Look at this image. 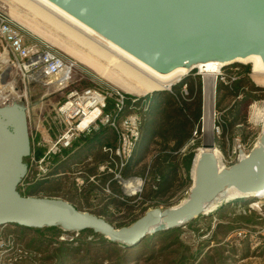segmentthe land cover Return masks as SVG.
I'll list each match as a JSON object with an SVG mask.
<instances>
[{"label":"water","instance_id":"obj_1","mask_svg":"<svg viewBox=\"0 0 264 264\" xmlns=\"http://www.w3.org/2000/svg\"><path fill=\"white\" fill-rule=\"evenodd\" d=\"M45 1L159 75L186 70V76L201 64L251 57L264 67V0ZM29 125L25 103L0 105V226L92 229L112 242L135 245L148 234L210 214L207 203L227 188L234 187L238 196L264 197L263 126L259 145L249 153L240 149L230 167L219 166L214 144L204 145L185 201L150 208L130 225L116 227L61 197L21 193L18 186L29 167L25 158L33 149Z\"/></svg>","mask_w":264,"mask_h":264},{"label":"trees","instance_id":"obj_2","mask_svg":"<svg viewBox=\"0 0 264 264\" xmlns=\"http://www.w3.org/2000/svg\"><path fill=\"white\" fill-rule=\"evenodd\" d=\"M236 69L249 70L250 65L237 64ZM86 76L79 75L70 87L96 86L95 81L91 78L92 76L90 74ZM186 83V93H181L180 85H177L175 88L177 93L171 95L162 105L164 108L163 116L159 120V125H157V132L154 134V143L158 149L152 158V162L144 168L142 173V175H145V173L147 175L143 189L136 196L124 197L126 199H124L123 203L129 206L128 209L130 211L136 205L140 207V210L137 214L130 212L128 217L120 221L116 227L130 225L142 216L149 207L160 206L158 198H160L162 188L167 186L171 172H176L179 169L177 162L173 161V158L178 151L193 139L194 132H201L202 83L200 77L196 84L188 83V81ZM216 92V107H220L221 102L226 97L237 99L239 104L264 98V86L257 84L248 73L239 80L227 76L226 80L217 83ZM126 96L129 98L127 101L128 106L132 98H135L136 104L140 105L150 95L136 97L126 94ZM63 100L64 98L61 101ZM237 101L225 112L234 115ZM106 111L111 115L117 112L114 97H108ZM101 128L102 126L97 131ZM145 128V125H141L142 135L147 133V130L144 131ZM113 130L115 131V129ZM86 140L90 139L87 138ZM32 150H34V146ZM68 150L64 149L65 152ZM42 152L41 148H36L37 155H41ZM195 154L196 151L194 155L191 152L185 156L183 166L186 170L190 168L191 162L193 165ZM107 161L108 165H113L109 155L108 157H99L93 165L86 169V172L89 174L97 172L99 165ZM126 168L127 166L122 171L124 174L126 173ZM113 176V173L110 172L103 174L100 177V184L110 180V184L113 185L115 183ZM26 181L27 184H25L23 193L28 195L35 193L40 184H42L41 180L31 179L30 177H26ZM184 183L185 185L189 184V179H184ZM72 187L71 184L70 186H51L45 190V195L61 197L73 203L78 209L89 211L98 216L106 213L105 207H97L101 203L94 204L90 201L93 196L91 191L96 189L98 185L91 186L89 191L84 193H78ZM115 193L116 189L113 195ZM108 196L105 198H108ZM139 197L140 199H138ZM115 200V197L110 196L104 206L112 203L117 204L114 202ZM244 200L241 198L235 199L221 205L213 214L219 216L216 223V232L210 238L199 240L194 246L180 237V227L148 234L135 245H123L112 242L92 229L73 231L78 233V236L72 239L62 238V235L73 232L66 231L59 226H43L30 229L15 227L4 231V233L12 235L27 250L36 254L35 261H39L41 264H240L241 260L251 255H264V242L251 249L253 244L249 237L250 234H255V230L252 231L251 226L260 221L264 222V217L253 210L247 203L243 204ZM146 202H149V204L144 205ZM174 203V201H166L165 207L167 208V206H171ZM238 207L241 208L239 209L240 211H238ZM243 208L247 210H243ZM251 214L254 216L252 217ZM107 221L110 222V220ZM240 227H246L249 230L245 237L239 240L237 233L240 231L238 230Z\"/></svg>","mask_w":264,"mask_h":264},{"label":"rangeland","instance_id":"obj_3","mask_svg":"<svg viewBox=\"0 0 264 264\" xmlns=\"http://www.w3.org/2000/svg\"><path fill=\"white\" fill-rule=\"evenodd\" d=\"M35 2L37 5L42 7L43 9L55 14L57 18L64 23L72 26V23L66 18L60 16L58 13L52 11V9L46 7L41 4V2H37L36 0H0V11L9 17V19L19 26L22 31L29 37L43 43L48 44L54 49L58 50L64 57L71 59L75 62L76 67L83 72L90 74L94 79V83H96L99 87H107L114 90L121 91L125 94H131L136 97H143L145 95H150L148 99H146L143 104H140L139 107L136 108V111L139 112L142 118V125H145L144 131L147 130V133L142 135L136 150L127 164V170L124 174L121 172L122 176L125 179L135 176L134 181L141 180L143 181L141 190L143 189L144 182L146 181V173L142 175L144 168H146L151 162L154 154L156 153L158 147L154 143V134L157 132V125H159L160 118L162 119L164 108L162 107L163 103L171 97V95H175L176 86L180 85L181 93L185 92L187 89V83L196 84L197 80L200 77L202 83V112H201V132L193 133V139L183 147L173 158V161L177 162L179 169L176 172H171V177L168 181L167 186L162 188L161 195L158 200L160 201L161 208L165 207L166 201H174L175 203L171 206H176L183 201H185L188 196L190 189L193 185L192 178V162L191 166L188 170L184 168V159L188 153L195 151L204 145L214 144V152L216 154L218 164L221 168L230 167L232 164L236 163L239 160V150L242 149L245 153H249L254 147L259 145L260 137L263 131V122L260 119L261 117H256L255 109L261 108L264 103L263 99L251 100L245 102L243 104H239L237 99L224 98L221 102L220 107H216L217 101V92L216 86L219 81L226 80L227 76H231L235 80L241 79L244 75L248 73V75L258 84L256 81V74L252 71V63H249L250 69H236V65L239 63H234L227 65L221 68L220 72L214 73L213 75H209L208 73H202L198 68H195L189 72L186 76H180L171 82L169 86L163 88V90H158L157 92L152 91L142 95L128 93L115 84L111 83L107 79L101 77L95 71L85 66L81 62L72 58L62 49L54 45L52 42H49L45 38L39 36L35 32L31 31L27 25L30 24L40 31H44L47 35L50 33V36L60 39L63 42L74 43L73 38H71L68 33L61 28H58L56 25L45 19L41 14L34 11L28 4V2ZM41 4V5H40ZM70 22V23H69ZM74 27V26H73ZM46 31V32H45ZM81 34L87 35L91 37L89 34H86L83 31L78 30ZM48 32V33H47ZM58 36V37H57ZM92 38V37H91ZM96 38V37H94ZM97 39V38H96ZM99 40V39H98ZM96 41V40H95ZM79 45V44H78ZM110 47V46H109ZM112 48V47H111ZM111 53H113V57L110 61V69L115 74H120V76L127 75L121 71L117 63L119 60L128 63L131 66L133 65L129 59H124L120 55H117L116 52H113L115 49H109ZM116 51V50H115ZM116 54V55H115ZM117 57V59H115ZM117 60V61H116ZM129 61V62H128ZM120 62V61H119ZM3 66V65H2ZM118 71V72H117ZM15 73H13L14 75ZM16 75V74H15ZM78 77L77 73H75V78ZM261 85V84H259ZM15 86L18 90L27 91V104L29 106V116H30V132L34 138H36L37 129L40 125V122L43 121V116H46L47 119L54 115L55 109L62 102L61 100L66 97L68 90L60 89L54 83L50 85H45L42 82H28L24 83L19 77H15ZM264 86V85H262ZM237 101L234 115H230L225 111L231 107V105ZM20 102V101H18ZM24 103V102H22ZM224 125V126H221ZM152 134V136H151ZM31 136V137H32ZM33 144V142H32ZM192 147V148H191ZM25 162L30 163V157L25 159ZM87 165V164H86ZM85 165V169H86ZM113 170L114 164L109 165ZM125 169V168H124ZM124 169L122 171H124ZM146 172V171H145ZM70 173H66L65 176L59 178L55 186H70L76 189L78 193L88 192L91 184L85 186H77V184L73 183L69 178ZM114 178L115 173L113 172ZM58 178V177H57ZM188 178L190 183L185 185L184 179ZM66 179V180H65ZM56 179L53 178L51 182H54ZM115 183L110 186H106L100 184L96 189H93L91 192L93 196L91 198V202L94 204H99V208L105 207L106 213H102V217L110 220L115 226L120 221L125 220L128 217V214L131 212L133 214H137L140 210V207L136 205L133 210H129V206L124 204V197L127 196H136L140 191H133V188L124 189V185L119 183L117 179H114ZM25 184H27L26 176L23 178L21 184L19 185V190L22 194L25 191ZM130 185H134L131 182ZM146 185V184H145ZM82 188V189H79ZM70 188V189H72ZM109 189V191H106ZM116 189V193L113 195ZM236 194V193H235ZM28 195V194H24ZM30 195H45V189L37 188L36 192ZM109 195V196H108ZM239 193L233 195L232 197H228V193L226 190L221 193L216 199L215 202L207 203L212 210L210 214H205L203 216L197 217L194 219L192 223H187L185 225L180 226V237H182L186 242L192 244L193 246L201 239L210 238L216 232V223L219 219V216L213 215L215 211L223 204L231 202L235 199H245L243 204H248L253 210H255L258 214L264 217V197H253V196H238ZM115 197L117 204H106L104 203L108 200V198ZM101 198H104L101 200ZM140 199V197L138 198ZM217 200V201H216ZM219 200V201H218ZM216 203V204H215ZM149 204L146 202L144 205ZM171 206H167L171 207ZM154 206L149 207L153 208ZM243 207V206H242ZM213 208V209H212ZM238 207V211H240ZM243 210H247L243 208ZM249 211V210H248ZM247 212V211H246ZM249 213H251L249 211ZM252 217L254 216L251 214ZM252 231L255 234H250V239L252 240L253 246L251 249L256 247L257 245L264 242V222H258L257 224H253ZM251 227H249L251 229ZM237 238L243 239L245 234L248 233V228L240 227L238 228ZM73 232V231H70ZM78 236V233L73 232L69 234L62 235V238H75ZM264 264V255H251L243 260H241L240 264ZM19 264H41L39 261L26 259Z\"/></svg>","mask_w":264,"mask_h":264},{"label":"built area","instance_id":"obj_4","mask_svg":"<svg viewBox=\"0 0 264 264\" xmlns=\"http://www.w3.org/2000/svg\"><path fill=\"white\" fill-rule=\"evenodd\" d=\"M75 73L87 77V73L79 70L73 60L64 57L46 43L29 38L0 11V105L28 102L27 91L18 90L15 77H19L26 84L54 83L58 88L68 90L54 115L49 119L43 116L36 138L32 141L34 150L29 156L30 163L25 176L39 179L41 183L50 179L55 175L52 167L56 156L62 155L64 149L71 147L77 138L91 134L100 126H109L115 129L118 144L115 147L104 145L103 151L108 153L115 170L108 165L99 168L101 171H113L115 179L125 186V181L135 178L133 176L125 179L121 172L132 158L141 139L142 118L136 111L139 105L132 98L127 106L129 98L125 93L99 87L97 84L82 88L70 87L77 78ZM108 97H114L115 100L117 112L113 115L106 111ZM87 118L91 120L87 122ZM36 148L43 150L41 155H37ZM89 179L95 181V176ZM77 183L82 186L85 181ZM26 259L35 260L36 254L27 250L12 235H6L0 226V264H19Z\"/></svg>","mask_w":264,"mask_h":264},{"label":"bare ground","instance_id":"obj_5","mask_svg":"<svg viewBox=\"0 0 264 264\" xmlns=\"http://www.w3.org/2000/svg\"><path fill=\"white\" fill-rule=\"evenodd\" d=\"M36 1L38 3L41 2L43 6L45 5L46 7L52 9V11L56 12V14L58 13L60 16L66 18L72 23V26H69L68 24L59 20L57 16H55V14H52L51 12L43 9L35 2H31V1L28 2L29 6L34 11L41 14L45 19L56 25L58 28H61L62 30L66 31L68 35L71 38H73L74 43H68V42L65 43L58 38L50 36L51 35L50 33L47 35L46 33H44V31H40V29H37L36 27L30 24H28L27 27L31 31L38 34L39 36L45 38L49 42H52L54 45H56L64 52H66L68 55H70L72 58L76 59L77 61L81 62L85 66L95 71L101 77L107 79L108 81H110L111 83L115 84L116 86H118L119 88H121L122 90L128 93L130 92L133 94L142 95L148 92L166 88L167 86H169V84H171L173 79L183 76L186 73V70H177L169 75H165V76L159 75L151 71L147 67H145L142 63L138 62L137 60H135L134 58H132L131 56L120 50L119 48L107 42L105 39L101 38L100 36L92 32L82 24L69 18L61 11L53 7L51 4L46 2L45 0H36ZM79 29L80 31L85 32L86 34H89L92 38L87 35L81 34L78 31ZM94 37H96L97 39ZM111 47L116 50V51L114 50L113 52H116L117 55L124 57V59H129V61L132 62L133 65H135L133 67L124 61L121 60H119L120 62L118 61L117 63L118 68L121 71H123L127 75V77L120 76V74L118 75L111 71L109 63L114 54L107 49V48L112 49ZM115 59H117V57ZM235 63H239V64L252 63L253 72L257 75L256 81L258 82V84L264 85V67L261 64L259 58L251 57L248 60L238 61ZM225 66L227 65H223L219 62H208L205 64H201L198 67V69H201L203 73H208L209 75H213L214 73L220 72L221 71L220 69ZM255 114L256 117H261L260 119L262 120L264 126V103L262 104L261 108L259 107L255 109ZM90 120L91 118L86 119L87 122ZM203 150H204V146L200 147L195 154L192 165V175H191L193 179L195 177V169L197 166V162ZM131 182L134 183V185H130ZM142 183L143 181L138 180L137 182L134 181L133 178L124 182L125 184L124 189L133 188V191L137 192V190H139L142 187ZM226 193H228L229 195L228 197H232L233 195H236L238 192L234 187H232V188H227ZM214 202L215 200L212 202V204ZM206 209L209 210L210 206H206Z\"/></svg>","mask_w":264,"mask_h":264},{"label":"crops","instance_id":"obj_6","mask_svg":"<svg viewBox=\"0 0 264 264\" xmlns=\"http://www.w3.org/2000/svg\"><path fill=\"white\" fill-rule=\"evenodd\" d=\"M95 131H93L91 134L77 138L73 143L74 145L69 148H66L69 149L67 152L63 151L62 155L56 156L54 158L52 172L55 175L52 176L50 179L44 181L40 186L41 189L46 190L51 186H55L56 181L59 178L65 176L66 173L71 174L69 178L72 180L73 183L77 184V186H80L77 181L84 180L85 184H83V188H85V186H88L89 184H91V186H99L100 177L103 174H107L109 172L113 173V171L110 170L101 171L99 168L102 165H108V161L104 164H100L97 172L91 174L86 172V169L93 165L99 157H108V153L103 151L104 145L116 146L118 144L117 133H115L113 128L109 126H102L99 131ZM87 138H89L90 140H86ZM153 139L155 140V137H153ZM91 176H95V181L89 179ZM53 178H55L56 180L54 182H51ZM113 179H115L114 176ZM110 182V180H107L103 185H106L108 187L110 186ZM80 187L79 189H82ZM1 227H3V231L15 228L11 225H3Z\"/></svg>","mask_w":264,"mask_h":264},{"label":"flooded vegetation","instance_id":"obj_7","mask_svg":"<svg viewBox=\"0 0 264 264\" xmlns=\"http://www.w3.org/2000/svg\"><path fill=\"white\" fill-rule=\"evenodd\" d=\"M28 114H29V110H28ZM29 123H30V116H29ZM30 126V125H29ZM26 159V158H25Z\"/></svg>","mask_w":264,"mask_h":264}]
</instances>
